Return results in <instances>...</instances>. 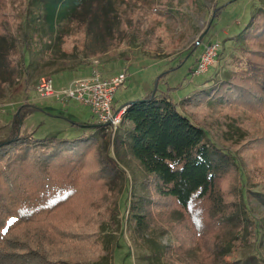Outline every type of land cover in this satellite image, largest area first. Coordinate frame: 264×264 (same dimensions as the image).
<instances>
[{"label": "trees", "instance_id": "obj_1", "mask_svg": "<svg viewBox=\"0 0 264 264\" xmlns=\"http://www.w3.org/2000/svg\"><path fill=\"white\" fill-rule=\"evenodd\" d=\"M184 2L195 5V0H0V87L16 78L13 70L22 64L16 47L24 41L16 39L14 27L29 14L30 21L41 15V23L57 34L62 54L80 49L98 56L122 41L161 52L168 47L165 20L181 14ZM238 40L243 44L229 74L208 88L176 101L156 87L125 103L115 152L121 164L138 169L132 229L161 264H245L229 257L230 246L245 230L256 234L248 208L264 204V193L244 191L241 164L209 133L215 124L233 123L241 140L235 150L260 156L257 169L242 162L250 167L246 181L264 189V3ZM214 106L220 112L212 116ZM35 110L41 109L19 106L0 143V264L97 262L107 254L101 231L120 193H128L124 172L108 160L106 129L98 123L72 122L98 130L74 139L22 133L20 124ZM241 112L262 124L256 139L249 137L250 121L238 122ZM173 213L176 220L168 217ZM162 225L173 232L168 245L153 236Z\"/></svg>", "mask_w": 264, "mask_h": 264}, {"label": "rangeland", "instance_id": "obj_2", "mask_svg": "<svg viewBox=\"0 0 264 264\" xmlns=\"http://www.w3.org/2000/svg\"><path fill=\"white\" fill-rule=\"evenodd\" d=\"M263 1L195 0V5L190 6L191 8L184 2L181 14L172 15L165 20L167 32L165 40L168 42V47L161 52L148 49L142 42L122 41L117 47H110L98 56L89 55L80 49H76L73 54H62L57 50L59 43L57 34L50 33L41 23V15L36 13L35 17L40 19L30 21L29 14L21 25L14 27L16 39L24 41L16 47L17 52L23 54L22 64L17 70H13L16 78L0 87V141L8 136L17 108L22 104H34L41 109L35 110L22 121L20 124L22 133H33L36 138L74 139L82 133L98 132L95 127L83 128L72 125V122L96 123L88 107L74 101L62 105L51 99H38L32 87L42 76H51L54 86L60 88L74 79L88 75V69L94 64L104 76H112L124 71L127 74L126 80L117 87L113 98L117 107L143 99L156 87L160 90L166 85L177 86L170 90V94L171 98L179 101L205 88L206 80L215 83L225 78L230 72L233 56L238 54L243 44L238 40L239 32L245 27L256 8L264 3ZM215 12L216 15L213 16ZM213 42H217L220 46L215 61L203 74L192 76L191 71L197 61L196 54L198 57L202 45ZM80 68H87V71ZM0 76H4L2 71ZM189 80L192 84L188 83ZM210 112L215 116L220 110L214 106L210 108ZM248 121L251 122L250 128H247L251 130L249 137L256 139V136L262 133V124L253 120L247 112H241L238 122ZM232 125H228L227 128L226 121L224 127L215 124L217 127H213V133H209V137L231 153L237 163L241 164L244 191L250 189L264 193L261 185L246 181L250 167L243 165V163L247 164V160L248 163H253V169H257L260 156L250 151L246 152L249 156L245 154L243 157L235 150L237 145L235 146L234 143L238 142L239 146L241 140ZM123 126L124 124H121L112 137L105 130L106 138L103 143L105 148L110 149L108 160L123 170V187L128 193H120L113 208V218L101 231L100 243L107 249V254L91 264H161V259L152 255L143 237H139V234L132 229L130 205L134 200L133 193L138 192L139 175L135 166L131 168L123 163L122 165L116 157L115 140ZM257 151L256 149L255 152ZM248 210L253 223L255 221L256 234L251 236L246 230L243 231L232 242L228 255L233 259H240L245 264H264V204L255 208L250 207ZM168 217L176 220L177 214L173 213ZM162 224L166 223L162 222ZM165 226L162 225L159 230L157 229L153 236L157 242L168 245L174 241V236L172 230ZM187 243H184L185 246H189Z\"/></svg>", "mask_w": 264, "mask_h": 264}, {"label": "built area", "instance_id": "obj_3", "mask_svg": "<svg viewBox=\"0 0 264 264\" xmlns=\"http://www.w3.org/2000/svg\"><path fill=\"white\" fill-rule=\"evenodd\" d=\"M217 42L202 46L192 76L201 75L215 61L219 50ZM122 71L112 76H104L96 64L88 69V75L74 79L66 86L56 88L51 76H42L33 85L32 90L38 99H51L66 105L70 101L80 103L90 109L95 122L105 127L111 137L118 131L123 121L126 105H114L113 97L117 87L126 80Z\"/></svg>", "mask_w": 264, "mask_h": 264}, {"label": "crops", "instance_id": "obj_4", "mask_svg": "<svg viewBox=\"0 0 264 264\" xmlns=\"http://www.w3.org/2000/svg\"><path fill=\"white\" fill-rule=\"evenodd\" d=\"M202 46H203V45H202ZM201 49H202V47H201ZM200 52H201V50H200ZM196 57H197V54H196ZM196 57H195V59L198 58V57H197V58H196ZM80 69H81V68H80ZM85 69H86V71H87V68H83V69H81V70H85ZM108 75H112V74H108ZM188 83H189V84H192V81L189 80ZM211 83H212V81L208 79V80L205 81V85H204V86L206 87L207 85H209V84H211ZM180 86H181V85H180ZM200 86H201V85H200ZM168 87H171V86L166 85L165 88H160V90L158 89V90H159L158 92H166V93L169 94L170 97H171L170 90H167ZM182 88H183V87H182ZM188 93H189V92H188ZM113 98H114V97H113ZM173 99H174V98H173ZM174 100H175V99H174ZM176 101H177V100H176Z\"/></svg>", "mask_w": 264, "mask_h": 264}, {"label": "water", "instance_id": "obj_5", "mask_svg": "<svg viewBox=\"0 0 264 264\" xmlns=\"http://www.w3.org/2000/svg\"><path fill=\"white\" fill-rule=\"evenodd\" d=\"M5 140V139H4ZM4 140L0 141V143H2Z\"/></svg>", "mask_w": 264, "mask_h": 264}, {"label": "snow or ice", "instance_id": "obj_6", "mask_svg": "<svg viewBox=\"0 0 264 264\" xmlns=\"http://www.w3.org/2000/svg\"><path fill=\"white\" fill-rule=\"evenodd\" d=\"M5 231H7V229H5Z\"/></svg>", "mask_w": 264, "mask_h": 264}]
</instances>
